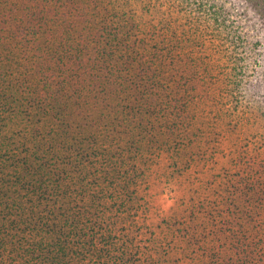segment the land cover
I'll list each match as a JSON object with an SVG mask.
<instances>
[{
    "label": "trees",
    "instance_id": "1",
    "mask_svg": "<svg viewBox=\"0 0 264 264\" xmlns=\"http://www.w3.org/2000/svg\"><path fill=\"white\" fill-rule=\"evenodd\" d=\"M71 1L87 23L77 28L86 32L78 40L64 37L61 27L51 30L53 18L34 21L31 12L58 7L52 0H0V264H190L205 258L264 264L263 164L255 183L252 169H243L228 187L262 208L239 232L223 236L229 248L221 255L215 248L192 250L198 236L178 233L207 227L209 219L196 211L184 220L166 217L152 229L142 220L144 195L135 189L142 176L138 156L158 146L178 156L199 86L234 75L220 71L218 78L207 65L197 70L201 57L160 54L159 45L141 56L155 32L150 18L123 9V23H104L97 0L87 7L85 0ZM250 8L263 13L264 0H242L239 13ZM209 10L216 35L236 25L232 7L211 4ZM237 66L235 74L246 76L249 68ZM238 83L239 89L245 80ZM218 95L223 92L212 101ZM128 159L133 163L123 169ZM147 233L150 248L142 244Z\"/></svg>",
    "mask_w": 264,
    "mask_h": 264
},
{
    "label": "rangeland",
    "instance_id": "2",
    "mask_svg": "<svg viewBox=\"0 0 264 264\" xmlns=\"http://www.w3.org/2000/svg\"><path fill=\"white\" fill-rule=\"evenodd\" d=\"M90 1L85 0L86 5L83 7L94 3V0ZM203 2L208 6L206 10L201 8L200 3ZM95 3L102 10L98 17L104 23L118 22L117 19L123 23L119 19L122 16L118 14L123 9L130 10L133 18H150L155 32L149 36V45L141 49V56L148 55L147 51L159 45L161 48L158 49L162 50L160 54L164 52V55H169L171 51L173 54L181 51L201 57L195 66L197 70L207 65L215 76H220V71L221 74L234 75L227 80L220 78L217 83V79H208L204 89L199 86L197 93L200 98H197V103L190 110L191 120L179 137V155L160 146L153 151L141 153L137 162L141 166L139 169L142 176L135 184V189L145 198L143 207L147 214L142 220L148 225H154L152 229H160L159 224L166 217L176 216L184 220L196 211L201 218L209 219L207 227L200 231L199 225L197 229L179 228L178 233L189 232L194 238L195 234L198 236L194 239L192 250L215 248L220 255L225 254L229 247L222 240L223 236L239 232L245 221L248 225L262 208L254 197L253 200L248 198L245 201L247 194L241 197V192L238 195L235 186L228 187L233 180L237 181L242 176L243 169L247 173L252 169L249 173L252 183H255L253 179L262 177L264 12L256 10L253 13L250 8L247 15H241L239 5L242 0H97ZM52 4L58 7L44 8V14L31 12L37 18L34 21L40 23L38 18H53L48 23L52 25L50 29L61 27L64 37L67 33L77 39L86 33L79 34L77 29L87 24L81 22L84 12L78 3L52 0ZM211 4H215L216 8L226 6L235 9L236 25L216 35L214 19L210 18ZM236 65L249 68L246 76L235 74ZM239 80H245V83L238 89ZM219 91L223 92V96L218 95L216 101H212ZM115 104L113 101L111 107ZM113 111L121 113L122 107ZM141 157L145 161H140ZM128 160L130 162L123 169H128L133 163V160ZM201 201L204 205H200ZM120 215L122 217L124 214ZM212 220L217 221L214 226H210ZM122 224L119 223L117 227L120 228ZM113 228L111 231H115ZM116 233L119 235L120 231ZM152 236L148 233L142 236V244L150 248L154 241ZM124 239L117 241V245H121ZM188 262L211 264L208 258L197 261L188 259ZM183 263L187 264L186 261Z\"/></svg>",
    "mask_w": 264,
    "mask_h": 264
}]
</instances>
